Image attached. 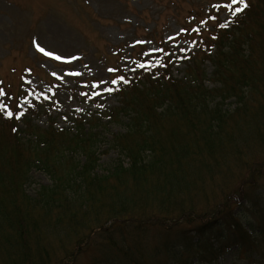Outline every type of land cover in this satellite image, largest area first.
I'll use <instances>...</instances> for the list:
<instances>
[{"label":"trees","instance_id":"obj_1","mask_svg":"<svg viewBox=\"0 0 264 264\" xmlns=\"http://www.w3.org/2000/svg\"><path fill=\"white\" fill-rule=\"evenodd\" d=\"M244 2L225 29L214 8L191 9L181 37L196 48L174 55L186 65L182 77L167 55V67L119 69L114 79L130 82L111 85L120 88L118 105L72 111L70 127H58L49 95L31 98L21 85H0V264H219L227 247L264 240L262 229L250 233L230 212L234 193L217 199L204 184L230 169V151L243 152L239 136L264 128V0ZM245 113L254 120L247 117L250 132L237 125ZM42 114L46 127L35 122ZM112 123H124V131L109 135ZM103 146L118 158L101 170ZM34 169L50 183L32 195L26 185ZM149 227L166 234L152 257L145 253Z\"/></svg>","mask_w":264,"mask_h":264},{"label":"rangeland","instance_id":"obj_2","mask_svg":"<svg viewBox=\"0 0 264 264\" xmlns=\"http://www.w3.org/2000/svg\"><path fill=\"white\" fill-rule=\"evenodd\" d=\"M229 2L231 0H0V85H21L31 96V92L49 94L58 127H70L72 123L65 116L72 111L86 113L96 111L97 105H103V109L118 105L114 92L97 96L100 89L93 87L101 79H114L108 69L119 68L130 74L133 72L130 69L136 70L140 63L158 66L164 53L158 51L160 48L167 51L165 54L191 53L196 48L194 42L180 36L191 16L190 10L197 8L205 12L215 3ZM230 15L221 10L219 19L227 20ZM37 45L51 55H45ZM57 56L60 59H56ZM207 65L211 73L214 67L210 62ZM185 67L184 62L174 63V74L182 77ZM107 86L110 85L102 87ZM84 93L97 103L93 104L89 98L85 100ZM21 104L28 105L26 97L21 98ZM236 105L234 97L227 99V106L234 109ZM247 117L250 120L249 114H241L237 125L250 132ZM35 122L46 127L48 117L36 116ZM124 129V123H112L108 134ZM260 130L244 138L239 136L243 152L230 151V169L204 182L213 187L210 195L217 199L234 193V210L230 212L250 233L256 229L264 232V173H251L256 164H264V128ZM100 156L102 170L118 158V153L115 148L103 146ZM251 177L255 179L254 190L248 185ZM48 183L49 176L34 169L26 187L28 193L35 195L41 185ZM250 199L257 202L251 205ZM202 202L205 207V201ZM146 234L145 253L152 257V246L166 239V234L153 227H149ZM81 260L85 262L83 256ZM218 261L219 264H264V240L255 238L251 249L231 245Z\"/></svg>","mask_w":264,"mask_h":264},{"label":"snow or ice","instance_id":"obj_3","mask_svg":"<svg viewBox=\"0 0 264 264\" xmlns=\"http://www.w3.org/2000/svg\"><path fill=\"white\" fill-rule=\"evenodd\" d=\"M241 3H243V8L242 7H236L235 9H233V6L234 5L241 4ZM247 7H248V5H247L246 2H244V0H231V2H229V3H215V4L212 5V8H214L217 12H220L221 10H225L227 13H230L232 17L237 16L239 13H241ZM210 18L212 20H216L217 19L216 16H212ZM232 22H233L232 20H226L225 22L220 23L219 24V27L221 29L228 28L229 25ZM201 23L206 25L208 23V21L207 20H204V21H201ZM181 31H187V30H181ZM194 31H196L199 34L200 29L197 27V28L194 29ZM216 38H217L216 36H212V39H216ZM37 47L39 48V50L41 52L45 53V55H51L50 52H45L44 48L40 47L39 45H37ZM193 47H195V44H193ZM158 51H160V52L163 53L164 52V49L160 48V49H158ZM185 51H187V50H185ZM166 55H168L170 57L172 55V53H167ZM186 58H190V57H186ZM56 59H60V57L57 56ZM158 66L159 67H167V64L161 63ZM139 67L140 68H146V67H150V65H146L144 63H140L139 64ZM108 71L109 72L119 71V69H108ZM130 71H133L134 72L135 69H130ZM121 82H123L124 84H127L130 81L127 80V79H125V77L123 75H121L117 79H113L111 81H109L107 79H101L100 82L94 84L93 87L96 88V89H100V91L96 92V95L97 96H102L104 94V92H107V93L111 94L114 91H119L120 90L119 87L113 88L111 86H107V87H102V86H104V85H110V84L111 85H119ZM84 95H87V93H85ZM102 106L103 105H97V107H102ZM23 114H24L23 112H20L19 115H16V119H19L20 116H22ZM13 115H14V113L11 110H9L7 112V118H12ZM65 119H67V117H65Z\"/></svg>","mask_w":264,"mask_h":264}]
</instances>
